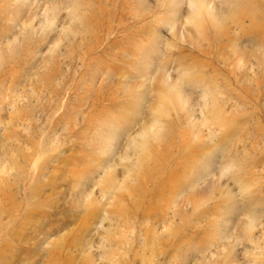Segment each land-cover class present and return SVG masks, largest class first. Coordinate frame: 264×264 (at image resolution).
Segmentation results:
<instances>
[{
	"label": "rangeland",
	"instance_id": "1",
	"mask_svg": "<svg viewBox=\"0 0 264 264\" xmlns=\"http://www.w3.org/2000/svg\"><path fill=\"white\" fill-rule=\"evenodd\" d=\"M0 264H264V0H0Z\"/></svg>",
	"mask_w": 264,
	"mask_h": 264
}]
</instances>
